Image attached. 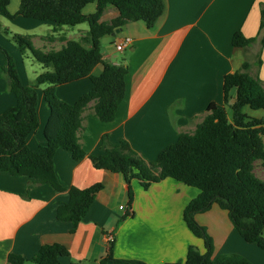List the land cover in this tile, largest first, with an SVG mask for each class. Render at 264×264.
<instances>
[{
	"label": "crops",
	"instance_id": "0c3cea01",
	"mask_svg": "<svg viewBox=\"0 0 264 264\" xmlns=\"http://www.w3.org/2000/svg\"><path fill=\"white\" fill-rule=\"evenodd\" d=\"M165 11L156 24L147 29L142 22H131L122 30L100 40L103 61L125 65V95L115 119L102 123L94 116L91 102L82 114L79 142L85 157L74 161L70 154L58 149L54 155L55 174L64 188L56 192L39 186L27 190V178L0 172V264H7L10 254L21 256L27 263L40 247L47 244L64 246L69 255L59 264H100L109 254L112 264H172L185 260L189 246L204 252L203 242L186 228L182 213L198 195V190L171 179L152 184L144 190L137 181L131 183L133 194L129 204L127 185L120 174L97 170L89 156L103 154L101 136L107 134L116 144L120 139L147 161H154L161 150L176 142L180 133H192L205 116L209 104L224 107L230 116L235 90L223 102V78L237 71L243 61L251 63L249 75L257 79L264 91V46L260 45V10L264 0H164ZM20 0H9L7 11L15 15ZM96 0L83 9L84 15L95 13ZM118 16L108 7L101 18L110 22ZM240 31L255 38L248 48H234L232 36ZM29 37L31 45L42 52L59 51L68 41L90 48L86 23L74 27H58L21 16L7 17L0 12V46L14 59L23 86L38 75L51 72L39 64L27 80L21 67L20 51L12 38ZM130 37L132 46L114 54L103 50V43ZM21 52V51H20ZM30 53V52H29ZM259 56L261 64L257 65ZM33 58V57H32ZM5 57L0 52V67ZM102 68L96 66L93 75ZM47 84L37 88L38 129L26 140L36 151L45 143L43 129L49 111L43 100ZM92 88L89 78L58 86L56 96L69 104ZM15 104V97L0 79V115ZM250 118L263 119L264 114ZM264 144V137L262 138ZM255 176L264 182V168L256 162ZM101 184L82 221L72 231L68 222L56 219V208L68 201V190L86 189ZM128 207L126 216L119 207ZM213 241L214 256L237 254L252 264H264V252L255 244L244 242L232 227L225 211L213 205L195 217ZM114 242L108 245L106 236Z\"/></svg>",
	"mask_w": 264,
	"mask_h": 264
},
{
	"label": "trees",
	"instance_id": "16d2710c",
	"mask_svg": "<svg viewBox=\"0 0 264 264\" xmlns=\"http://www.w3.org/2000/svg\"><path fill=\"white\" fill-rule=\"evenodd\" d=\"M93 0H20L14 16L51 22L58 27H74L86 23L89 27L90 48L68 41L59 51L42 52L35 49L29 37L14 36L18 49H27L33 59L51 72L38 75L29 86H23L13 58L0 46L5 57L0 67L7 91L15 97V104L0 115V172L12 177L27 178V190L47 186L56 192L64 191L54 167L58 149L68 152L74 161L85 157L79 142L82 114L93 102L94 116L102 123H111L125 95V65L103 61L100 40L115 35L116 31L131 22H142L151 29L165 11L164 0H96L95 13L84 15L82 9ZM9 0H0V12L13 18L7 11ZM108 7L118 16L110 22L101 18ZM260 45L264 46V6L260 10ZM255 38H246L242 32L233 34L234 48H248ZM257 65L261 64L259 56ZM101 66L99 75L92 70ZM251 63L245 59L240 68L223 78V102L228 92L235 90V102L227 114L224 107L211 103L205 116L192 133H180L175 143L159 152L154 161H147L135 152L130 144L120 139L116 144L107 134L101 136L102 155L89 156L93 167L120 174L127 185L129 204L133 194L131 183L147 190L152 184L171 179L198 190V195L184 208L182 220L189 232L203 242L204 252L189 246L185 260L172 264H252L237 254L214 256V247L206 229L195 217L216 205L248 244L264 251V182L254 174L256 162L264 168V118H250L245 109L264 111V91L260 82L249 75ZM89 78L92 88L74 103L60 100L55 93L58 86ZM47 84L43 100L49 111L43 129L45 143L38 150L27 147V137L38 129L37 88ZM102 189L95 184L86 189L68 190V201L56 208V219L72 225V231L82 221L95 195ZM69 255L60 244L40 247L27 263L21 256L10 254L7 264H59ZM116 262L109 254L100 264ZM128 263L140 264L136 261Z\"/></svg>",
	"mask_w": 264,
	"mask_h": 264
},
{
	"label": "rangeland",
	"instance_id": "374dc122",
	"mask_svg": "<svg viewBox=\"0 0 264 264\" xmlns=\"http://www.w3.org/2000/svg\"><path fill=\"white\" fill-rule=\"evenodd\" d=\"M103 50H106V51L114 54L117 57L120 56V53L115 51L114 47L112 45H109L108 43H106V44L103 43ZM18 54H19V56H21V64H22L21 67H22L23 74H25V78L27 80H29L31 78L33 72H35V71L38 72L37 70H38V67H40V66L32 58L31 54L29 53V51L27 49H24L21 52L18 51ZM14 63H15V61H14ZM18 76H19V74H18ZM29 85H30V83H29V81H27V86H29ZM247 112L254 114L255 116H258L259 114H264V111H262V110L251 111V110L247 109Z\"/></svg>",
	"mask_w": 264,
	"mask_h": 264
},
{
	"label": "built area",
	"instance_id": "2783aa9c",
	"mask_svg": "<svg viewBox=\"0 0 264 264\" xmlns=\"http://www.w3.org/2000/svg\"><path fill=\"white\" fill-rule=\"evenodd\" d=\"M132 39L130 37H124L122 39H119L113 43V47L115 51L122 53L129 49L132 46ZM119 210L124 211L126 216L131 215V210L128 207H119ZM106 242L108 245H111L114 242V238L112 234H108L106 236Z\"/></svg>",
	"mask_w": 264,
	"mask_h": 264
},
{
	"label": "water",
	"instance_id": "95a60500",
	"mask_svg": "<svg viewBox=\"0 0 264 264\" xmlns=\"http://www.w3.org/2000/svg\"><path fill=\"white\" fill-rule=\"evenodd\" d=\"M119 33V31H116L115 34Z\"/></svg>",
	"mask_w": 264,
	"mask_h": 264
}]
</instances>
